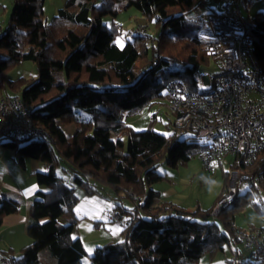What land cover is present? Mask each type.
I'll return each mask as SVG.
<instances>
[{
    "label": "trees",
    "instance_id": "16d2710c",
    "mask_svg": "<svg viewBox=\"0 0 264 264\" xmlns=\"http://www.w3.org/2000/svg\"><path fill=\"white\" fill-rule=\"evenodd\" d=\"M205 2L66 0L48 21L44 0H12V11L0 29V95L19 94L31 109L33 122L49 138L22 145L23 141L10 139L1 144L19 164L32 158L46 167L34 174L40 188L29 209L26 232L32 242L20 250L19 257H7V264H39V254L45 249L54 264H83L84 246L72 236L78 221L77 197L58 171L70 174L74 186L87 195L99 194L97 186H104L116 195L123 192L136 197L132 211L116 205L118 219L123 213L131 215L122 224L124 238L97 247L89 264H199L202 256L213 257L231 241L238 243L235 216L250 202V191L238 194L215 216L211 211L218 197L206 210L188 211L159 202V192L151 186L164 179L158 172L161 161L172 168L184 165L200 152L202 144L193 136L177 140V129L166 136L150 128L137 131L124 120L164 99L166 85L173 80L182 81L189 91L197 90L193 75L207 60L200 40L210 28L186 19L192 12L222 19L214 9L198 12ZM127 10L154 24L157 32L151 43L148 37L133 33L117 46L114 25L107 26L103 18L113 19ZM242 26L264 75V12L247 14ZM144 59H148L145 66L141 65ZM21 62L34 63L37 78L6 81V72ZM171 62L186 68L169 70ZM78 111L88 114L89 120L80 122ZM72 123L78 130L70 135L63 127ZM241 165L239 157L231 168ZM253 170L264 179V147ZM20 204L14 196L0 198V226ZM253 206L264 217V209L258 203ZM60 218L67 224H61ZM253 260L264 264V257Z\"/></svg>",
    "mask_w": 264,
    "mask_h": 264
},
{
    "label": "built area",
    "instance_id": "2783aa9c",
    "mask_svg": "<svg viewBox=\"0 0 264 264\" xmlns=\"http://www.w3.org/2000/svg\"><path fill=\"white\" fill-rule=\"evenodd\" d=\"M222 19L192 12L190 21L210 28L202 34L200 49L215 63L217 72H196L197 90L189 91L180 80L166 85V107L173 129L193 133L202 144L199 165L208 173L213 162L224 157L241 158L242 165L232 169L227 185L221 190L211 215L227 208L239 194L243 183L251 187L264 179L253 170L258 152L264 147V75L252 54L250 38L243 20L254 0H221ZM144 26L134 34L144 35ZM200 78L205 80L204 86ZM0 138L16 141L43 140L49 136L32 120L31 109L20 96L3 92L0 95ZM262 204V203H261ZM111 221L117 220L110 213ZM235 238L251 259L264 257V229L238 228ZM6 260V259H5Z\"/></svg>",
    "mask_w": 264,
    "mask_h": 264
},
{
    "label": "rangeland",
    "instance_id": "374dc122",
    "mask_svg": "<svg viewBox=\"0 0 264 264\" xmlns=\"http://www.w3.org/2000/svg\"><path fill=\"white\" fill-rule=\"evenodd\" d=\"M0 1L6 6L3 8H5V15L9 17L13 7L12 4L9 6L8 0ZM64 2H66V0H64L60 5L58 0H44L43 12L45 19L50 21L56 13L54 8H62ZM220 5V1L206 0L204 7L198 12H207L209 9L219 11ZM255 12H264V0H254L253 6L248 11V14L249 16H252ZM115 19L118 20L115 21ZM186 20L189 22L190 18ZM4 23H6V21H4ZM103 23L107 26L111 24L114 25L116 31L114 41L117 46H121L126 37H131L139 26H144L145 32L143 33L144 35H142V37H148V40L150 41L149 43H151V37H153L157 32L153 23L148 22L145 18L136 14V12H122L113 19L111 17H104ZM147 62L148 59H144L141 62V65L145 66ZM185 68L186 67L182 64L175 62H171L168 65L169 70H183ZM202 72H206L208 74L215 73L217 72V67L215 63L207 59L206 62L201 64L197 70L199 75ZM36 78L37 67L32 62H21L11 67L5 74L6 81H16L18 79L34 80ZM199 80L200 84L198 86H204L205 80L202 78ZM9 93L11 95L19 96V94L16 92L13 93L9 91ZM165 103V99H160L141 109L137 113L128 114L124 118L125 123L137 131H143L147 128H150L155 132L168 136L172 133L173 128L171 125L172 117L167 111ZM82 115L80 118H82L83 121L84 119H87L83 118L86 116ZM67 126V130L70 133H72L77 128V126L73 123ZM192 135L193 133L190 131L178 130L176 132V139L181 140L185 137H191ZM9 140L10 138H0V153H6L2 158L4 159L2 163L6 164L9 169H11V167H13L12 158L15 155L11 150H6L1 145L3 142ZM24 142L27 141L19 142V144L22 145ZM232 160L233 157L226 156L222 161H214L213 171L211 173H208L199 165L198 154L193 156L184 165H178L174 168L167 166L165 160H163L159 165L158 172L164 177V179L153 184L151 188L155 190L168 189L172 191V193L175 192V194L170 195V200H173L172 202H174L176 205L188 208V211H193L196 208L206 210L213 204V201L215 200L214 198L219 197L221 190L227 185L228 180L224 186V176L225 173H229L232 170L230 164ZM58 174L64 179L67 185L74 187V193L77 197V203L75 205L74 212L75 216L78 218V221L74 227L72 236H80L82 238V243L85 250L82 263L89 264V258L97 247H102L107 243H115L121 241L124 238V232H122V230L119 228L118 223H126L130 220L131 215L123 213L121 218L114 221L109 219V215L110 213H116V215L118 214L116 205H119L126 210L132 211L135 207L134 199L136 197L131 195L130 198L123 192H120L116 195V193H114L111 189L104 186H97L99 194L87 195L82 189L74 186L70 174L60 171H58ZM254 185L257 186L258 184ZM259 186L260 188L254 189L252 186L249 187L246 183H243L239 189L240 195L245 194L247 191H250L251 193L250 202L243 206L239 213L235 216V222L241 229H247L249 227H264V217L261 215L260 211L255 209L253 206V203H258L261 209H264V189L260 184ZM217 200L218 198L216 201ZM212 219V217H208L206 220L212 221ZM60 222L63 225L67 224V221L64 218H60ZM233 246H236L239 252L245 251L240 243H234L231 241L229 246L225 245L222 251L217 252L213 257L205 255L203 260L206 259V257L209 259H215L218 255H221L223 251L228 254L229 248L232 249L234 248ZM45 253H48L49 257H51L47 249H45ZM89 253H91V255H89ZM40 264H48L45 257L41 256Z\"/></svg>",
    "mask_w": 264,
    "mask_h": 264
},
{
    "label": "crops",
    "instance_id": "0c3cea01",
    "mask_svg": "<svg viewBox=\"0 0 264 264\" xmlns=\"http://www.w3.org/2000/svg\"><path fill=\"white\" fill-rule=\"evenodd\" d=\"M63 1L64 0H58V3H60L61 5ZM8 3H9L8 5L10 6L12 4V1L8 0ZM3 7L6 6L2 4L0 1L1 29L4 28V26L6 25L4 21L7 22L8 20L7 19L8 16L5 15V8ZM54 9L56 13L59 10V8L57 9L56 7ZM125 12H135V11L127 10ZM136 14L138 13L136 12ZM116 20L118 19H115V21ZM78 115L80 122L84 123L89 120V115L83 111H78ZM81 115L86 116L83 118H87V119H84L83 121L82 118H80ZM67 127L68 126L63 127V130L67 134L73 135L77 131L76 128L72 133H70L67 130ZM5 154L6 153L3 152L0 153V198L3 195L14 196L20 200L21 204L19 210L16 213L6 215L2 220V224L0 226V264H7V257H19L21 255L20 250L28 246L32 242L26 232L29 222V209L31 203L35 198L36 191L40 188L38 183L36 182V178L34 174L36 172L46 171L45 164L42 163L41 161L32 158H27L24 160L23 165H21L17 162L16 156L12 158L13 167L9 169V167L6 164L2 163L4 161V159L2 158L5 156ZM156 191H158L160 195L159 202H167V203L175 204L174 202H172L173 200H170V195L175 194V192L172 193V191L168 189L156 190ZM181 208L188 210V208L186 207H181ZM235 225L239 227L236 222ZM118 226L122 230L123 226L121 222L118 223ZM261 229H264V227H261ZM74 238H78L82 242V238L80 236ZM233 247L234 248L232 249L229 248L228 254H226L225 251H223V253L221 255H218L215 259L213 258L209 259L206 257V259L203 260L205 256L204 255L201 257L199 264H257L253 259L249 257L246 251L239 252L236 246ZM41 256L45 257L48 264L55 263L54 259L52 257H49L48 253H45V250H42L39 254V264L41 263Z\"/></svg>",
    "mask_w": 264,
    "mask_h": 264
},
{
    "label": "snow or ice",
    "instance_id": "6c2138e0",
    "mask_svg": "<svg viewBox=\"0 0 264 264\" xmlns=\"http://www.w3.org/2000/svg\"><path fill=\"white\" fill-rule=\"evenodd\" d=\"M89 255H91V253H89Z\"/></svg>",
    "mask_w": 264,
    "mask_h": 264
}]
</instances>
